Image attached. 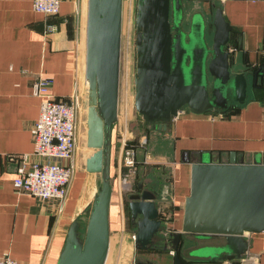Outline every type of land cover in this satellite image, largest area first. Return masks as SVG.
<instances>
[{"label": "water", "instance_id": "obj_1", "mask_svg": "<svg viewBox=\"0 0 264 264\" xmlns=\"http://www.w3.org/2000/svg\"><path fill=\"white\" fill-rule=\"evenodd\" d=\"M175 2L180 12L174 14L173 10V24L172 0L138 3L135 108L147 124L158 128H165L186 106L197 113L227 108L230 98L221 85L227 86L229 82L235 100L242 103L249 83L248 74L231 70L235 57L227 45L233 27L222 8L215 10L211 47L202 32L204 48L196 41H186L187 34L178 23L183 16V0ZM198 16L202 13L194 14L193 25ZM123 20L124 0H88L83 96L86 133L80 150V165L88 174V200L73 213L57 264H106L110 254ZM201 20L198 26L203 30L205 23ZM207 71L215 80L212 94ZM258 79L264 85V65L254 72L255 83ZM183 161L192 165L191 190L185 202L182 229L169 233L175 264H183L179 246L184 234L220 238V242L200 248L201 254L191 252L199 258L196 264H240L249 250L245 234L264 231V161L247 162L239 159L236 152L231 153L227 162L213 161L209 152L201 151H184ZM128 198L132 224L136 227V248L150 249L164 225L158 196L139 184ZM134 264L155 263L137 260Z\"/></svg>", "mask_w": 264, "mask_h": 264}, {"label": "crops", "instance_id": "obj_2", "mask_svg": "<svg viewBox=\"0 0 264 264\" xmlns=\"http://www.w3.org/2000/svg\"><path fill=\"white\" fill-rule=\"evenodd\" d=\"M210 2L214 9L211 39L215 10L220 7L233 27L227 45L235 57L231 70L248 74L249 83L242 103L229 100L227 108L216 107L204 113L186 106L165 128L143 120L145 127L157 128L156 139L164 137L172 148L169 156L161 153L166 156L164 160L152 151L143 155V148L137 147L139 167L130 193L139 184L155 192L174 231L182 229L185 202L191 190L192 165L183 161L184 151L209 152L213 161L227 162L232 152L247 162L264 161V85L261 79L254 81V72L264 65V0ZM87 3L88 0H62L60 14L48 17L34 10L33 0H0V256L8 254L24 264H57L73 213L88 200L85 188L88 174L80 165L81 145L77 175L61 217L55 214L56 203L42 202L15 187L17 164L9 158L34 150L31 128L39 118L42 103L32 90L36 75L52 77V92L58 96H68L75 89L84 93ZM83 11L85 21L84 17H75ZM49 23L56 24L57 30L47 33ZM129 124L130 118L121 120L119 113L118 126ZM152 177L157 181L153 182ZM128 192L123 193L120 188L116 158L110 210L111 247L115 236L119 239L136 231L129 222ZM177 219L182 221L180 226L175 224ZM245 236L249 250L240 264H264V231ZM210 238L200 239L205 243L220 242L218 237ZM160 241L166 247L167 241L164 238Z\"/></svg>", "mask_w": 264, "mask_h": 264}, {"label": "built area", "instance_id": "obj_3", "mask_svg": "<svg viewBox=\"0 0 264 264\" xmlns=\"http://www.w3.org/2000/svg\"><path fill=\"white\" fill-rule=\"evenodd\" d=\"M62 0H33L35 11L45 16H57ZM57 30L56 24L47 25V33ZM54 79L36 75L32 83L35 96L42 99L39 118L32 125L34 150L31 153L11 155L17 164L15 187L45 203H56V216L66 209L70 189L77 173V153L86 133L83 112V94L79 89L68 96L52 92ZM117 143V172L123 193L130 190L138 173V151L132 143L128 127H123ZM146 142L145 138L142 143ZM166 221H170L169 218ZM171 224V221L168 224ZM135 240L136 232L132 233ZM173 252V251H172ZM0 264H24L10 255L0 256Z\"/></svg>", "mask_w": 264, "mask_h": 264}, {"label": "rangeland", "instance_id": "obj_4", "mask_svg": "<svg viewBox=\"0 0 264 264\" xmlns=\"http://www.w3.org/2000/svg\"><path fill=\"white\" fill-rule=\"evenodd\" d=\"M138 3H139V0H124L120 116H121V120L130 118V124L128 125V129H129V132L131 133L133 132L132 135H130L131 141L132 143L136 145V147L143 148V155L145 154V152L147 153V152L152 151L154 152V155L158 157L161 156L165 160L166 156L161 155V153L168 155V153L171 151V148H172L170 142L164 137H158V139H156L155 136H156L157 128L154 125H148L147 127H145L143 124L144 119L142 118V115L135 108V101H134L135 100V74L137 70V52H136L137 21L136 20H137V12H138ZM209 4L211 5L210 0L209 2L208 0H183V16L181 18V21L180 20L178 21L179 25L181 24L183 31H185V33L187 34V38H185L186 41L188 40L196 41L197 44L202 45L204 48L206 44L204 43L202 39V32H203V37L205 38V42H207V44L210 47L213 44V39H211V36H210V25L212 26V13L214 12V9ZM209 8H210L211 14H210V11L208 12ZM173 10H174V14H175V11L177 13L180 12V6L176 4L175 0H172L171 21L174 19ZM198 12H201L203 16V17L201 16L202 18L198 16V18L203 19L205 23L203 26V30L202 28H200V26H198V23H199L198 18H197V21L194 23V25L192 24L194 14ZM204 15L206 16V18ZM77 16L79 19L81 17L83 18L84 11L83 13L79 12L78 15H76L75 17ZM83 19L85 21L86 17H84ZM203 20H201L202 23H203ZM129 22H131V26ZM173 23H175V20L173 21ZM208 24H209V28H208ZM189 32L192 33L191 34L192 39L191 37L189 38ZM193 55L195 54L193 53ZM190 60H192V58H190ZM206 73H207L206 79L208 81L206 82L208 85V89L210 93L212 94V90L214 87L213 85L215 84V80L213 76L209 74L208 71ZM221 88L224 94L229 96L230 100L232 101L235 100L234 96L232 95L230 91V90H233L231 87V82L227 83V86L221 85ZM83 96H84V93H83ZM83 101H84V98H83ZM123 127H124L123 125H120V128L118 126L117 143L119 142V138L121 136L120 132L124 130ZM149 137H150V141H149ZM144 138L146 142L142 143V140ZM148 157L149 156H147V160H148ZM154 165H159V164H154ZM154 165L151 167H156ZM163 166L165 165H162V167ZM152 171H155V170H152ZM167 175L168 174H166V176ZM152 178H154L153 182L157 181L156 177H152ZM128 193H130V190ZM167 213L170 214L172 212L168 211ZM176 223L178 226H180L182 221L177 219L175 220V224ZM132 233H129L126 237L123 236V238H119V239L117 238V236H115L106 264H131L132 262L135 263L137 260H143L146 262L147 261L157 262V263L159 262L161 264L162 263L175 264L174 257H172L173 255L170 253V251L171 252L173 251L172 250L173 246L171 244L168 245L166 248L161 243V241H159L156 245H154L150 249L137 250L136 245H135V240L132 237L133 235ZM203 239L208 241L211 238L209 239L203 238ZM205 242L201 240L200 237L198 238L194 235L189 234L183 239V244L181 247V254L187 260H192V263L196 264L198 262H196L195 260H198L199 258L196 255L191 254V252L201 254L200 252H198L200 248L214 245L213 242H208V243H205Z\"/></svg>", "mask_w": 264, "mask_h": 264}, {"label": "flooded vegetation", "instance_id": "obj_5", "mask_svg": "<svg viewBox=\"0 0 264 264\" xmlns=\"http://www.w3.org/2000/svg\"><path fill=\"white\" fill-rule=\"evenodd\" d=\"M173 16H174V14H173ZM173 21H174V19L172 20V24H173ZM173 32L176 33V30H173ZM119 128H120V125H119ZM161 209H162L161 218L163 216L164 225H163V229L158 233L154 245H156L162 238H164L167 241V245H166V248H167V246L170 245V244L173 246V242L171 241V236H170L169 233L174 231V229H173L174 227L172 225H170V223L168 224V222H170V221H166L165 220L166 210H165V208L162 205H161ZM169 242H170V244H169Z\"/></svg>", "mask_w": 264, "mask_h": 264}, {"label": "trees", "instance_id": "obj_6", "mask_svg": "<svg viewBox=\"0 0 264 264\" xmlns=\"http://www.w3.org/2000/svg\"><path fill=\"white\" fill-rule=\"evenodd\" d=\"M58 16V15H57ZM52 17H56V16H52ZM69 19V18H68ZM171 209H172V207H171ZM130 221H131V223H132V220H131V218H130ZM181 247H182V244L179 246V253H180V255H181V257H182V260H183V264H194V263H192V260H187L182 254H181ZM173 257H174V254H173ZM196 262H200V261H198V260H195ZM154 263V262H153ZM174 263H175V261H174Z\"/></svg>", "mask_w": 264, "mask_h": 264}, {"label": "bare ground", "instance_id": "obj_7", "mask_svg": "<svg viewBox=\"0 0 264 264\" xmlns=\"http://www.w3.org/2000/svg\"><path fill=\"white\" fill-rule=\"evenodd\" d=\"M130 4V3H129ZM130 26H131V22H129ZM132 31V30H131ZM131 55V54H130ZM124 65V64H123Z\"/></svg>", "mask_w": 264, "mask_h": 264}]
</instances>
